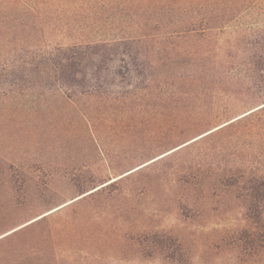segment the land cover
Listing matches in <instances>:
<instances>
[{
  "label": "rangeland",
  "instance_id": "rangeland-1",
  "mask_svg": "<svg viewBox=\"0 0 264 264\" xmlns=\"http://www.w3.org/2000/svg\"><path fill=\"white\" fill-rule=\"evenodd\" d=\"M60 1L45 11L55 24L53 46L136 36L131 16L146 5L145 0ZM164 1L155 0L159 6ZM249 12L242 26L219 31L204 54L213 59L244 54L237 50L236 31L264 23V12L259 18ZM148 45L149 59L204 57L195 52L201 46L194 41L158 38ZM88 98L87 124L80 94L74 96L77 104H66L72 106L54 102L39 108L41 116L0 123V264H261L260 256L249 259L243 238L250 226L247 205L258 199L248 195L245 179L230 177L234 170L252 168H229V160L264 166L262 146L256 144L261 150L253 159L248 152L219 157L212 142H202L84 195L210 128L152 149L154 139L169 133L145 129L147 121L138 128L136 112L117 108L114 115L103 101Z\"/></svg>",
  "mask_w": 264,
  "mask_h": 264
},
{
  "label": "trees",
  "instance_id": "trees-1",
  "mask_svg": "<svg viewBox=\"0 0 264 264\" xmlns=\"http://www.w3.org/2000/svg\"><path fill=\"white\" fill-rule=\"evenodd\" d=\"M145 1L143 12L131 16L136 36L53 46L50 30L55 24L45 11L60 0H0V123L41 116L39 108L54 102L72 106L79 101L74 96L80 94L85 124L90 122L85 107L92 101L88 97H93L106 103L114 115L117 108L136 112L138 128L147 121L145 129L169 133L154 139L152 149H163L180 135L210 127L87 195L202 142H212L210 149L219 157L248 152L253 159L261 150L256 144L264 148V23L262 28L236 31L241 56L213 59L204 54L219 31L242 26L249 11L261 17L264 0H165L160 6L155 0ZM158 38L197 42L201 47L195 52L204 57L149 59L148 44ZM229 162V168H252L234 170L230 177L245 179L248 195L258 199L247 205L250 226L243 238L249 259L260 256L264 264V173L255 171L264 166L249 159ZM243 238L234 239L237 246Z\"/></svg>",
  "mask_w": 264,
  "mask_h": 264
},
{
  "label": "water",
  "instance_id": "water-1",
  "mask_svg": "<svg viewBox=\"0 0 264 264\" xmlns=\"http://www.w3.org/2000/svg\"><path fill=\"white\" fill-rule=\"evenodd\" d=\"M87 194H88V193H87ZM87 194H84V195H87ZM84 195H82V196H80V197H76V198H74V199H72V200H70V201H67V202L63 203L62 205H59V207H57L55 210H57V209H59V208H62V207H64V206H66V205H68V204H70V203H72V202H74V201H76V200L82 198ZM50 212H51V211H50ZM50 212H48V213H50ZM48 213L42 215L41 217L47 215Z\"/></svg>",
  "mask_w": 264,
  "mask_h": 264
}]
</instances>
